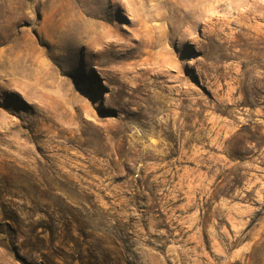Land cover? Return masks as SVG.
<instances>
[{"label":"rangeland","instance_id":"rangeland-1","mask_svg":"<svg viewBox=\"0 0 264 264\" xmlns=\"http://www.w3.org/2000/svg\"><path fill=\"white\" fill-rule=\"evenodd\" d=\"M0 264H264V0H0Z\"/></svg>","mask_w":264,"mask_h":264}]
</instances>
